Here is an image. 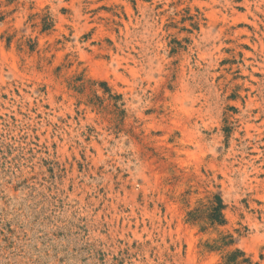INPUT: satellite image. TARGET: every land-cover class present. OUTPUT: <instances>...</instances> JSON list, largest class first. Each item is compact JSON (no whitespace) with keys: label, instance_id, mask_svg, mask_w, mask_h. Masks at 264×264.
I'll return each instance as SVG.
<instances>
[{"label":"rangeland","instance_id":"rangeland-1","mask_svg":"<svg viewBox=\"0 0 264 264\" xmlns=\"http://www.w3.org/2000/svg\"><path fill=\"white\" fill-rule=\"evenodd\" d=\"M0 264H264V0H0Z\"/></svg>","mask_w":264,"mask_h":264},{"label":"trees","instance_id":"trees-1","mask_svg":"<svg viewBox=\"0 0 264 264\" xmlns=\"http://www.w3.org/2000/svg\"><path fill=\"white\" fill-rule=\"evenodd\" d=\"M221 209H222V204H221L220 199H218V206L216 207V212H217V216H218L217 220L220 222H221V218H222V216L220 214Z\"/></svg>","mask_w":264,"mask_h":264}]
</instances>
